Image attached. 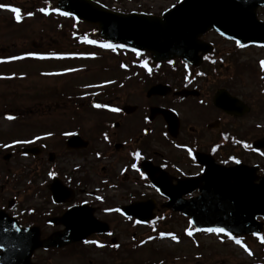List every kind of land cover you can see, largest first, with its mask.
<instances>
[{
	"label": "flooded vegetation",
	"instance_id": "obj_1",
	"mask_svg": "<svg viewBox=\"0 0 264 264\" xmlns=\"http://www.w3.org/2000/svg\"><path fill=\"white\" fill-rule=\"evenodd\" d=\"M99 1L117 12L161 13L138 9L143 0ZM254 2L248 1L246 10ZM124 3L134 9H125ZM251 13L252 20L247 16L242 24L245 29L264 23V7L255 5ZM186 50L185 57L159 64L147 53L114 55L113 99L85 100V122L77 123L81 126L75 130L66 128L68 119L39 115L34 138H23L29 143L1 153L2 160L5 155L18 158L14 169L0 165V213L14 217L21 227L36 228L40 241L66 229L84 230L91 221L102 223L97 224L101 228L106 224L109 236L121 231L124 219L115 210L133 202L152 201L155 220L183 218L164 208L167 199L152 186L144 168H159L171 185L200 176L204 168H255L251 178L257 185L264 177V44L207 30ZM143 62L150 73L141 68ZM155 85L164 86L165 93L150 95ZM94 103L107 107L96 109ZM112 107L120 111H108ZM75 134L81 140L76 149H69L66 140ZM135 152L142 159H136ZM189 193L181 199L198 195L196 190ZM257 221L264 239V222ZM255 238L246 237L261 244ZM74 247H85V240L38 253L58 254ZM101 248L113 250L116 243Z\"/></svg>",
	"mask_w": 264,
	"mask_h": 264
},
{
	"label": "rangeland",
	"instance_id": "obj_2",
	"mask_svg": "<svg viewBox=\"0 0 264 264\" xmlns=\"http://www.w3.org/2000/svg\"><path fill=\"white\" fill-rule=\"evenodd\" d=\"M175 1L148 0L146 3L143 0L137 8L160 12ZM55 2L0 0V5L21 10V19L17 22L13 13L0 8V133L8 134L10 140L33 136L34 128L38 129L35 118L49 111L53 120L68 119L71 126L66 128L69 130L81 126L74 121L85 122V100L96 99L103 88L109 92L108 99H113L114 58L110 52L93 51L82 42L87 37H94L88 25L74 23L71 18H42L40 9H50ZM124 6L127 10L134 9L128 3ZM38 52L76 55L69 61H43L28 55ZM85 54L90 56L88 60H85ZM103 67L110 72L102 71ZM88 93L93 94L86 97ZM101 99L108 100L103 96ZM22 112L24 117H17ZM9 116L13 119H7ZM20 125L24 127L21 129L24 135L19 132ZM48 125L55 126L53 123ZM1 138L0 143L9 140ZM11 144L15 146L17 143ZM1 153L4 152L0 150V165L14 169L18 155L7 162L2 160L4 154ZM120 223L121 231L117 229L114 235L91 238L85 247H74L68 252L36 253L33 261L38 264H260L264 252V244L248 241L245 237L242 243L248 252L221 234L192 232V236H188L187 231H193L189 222L174 216L164 217L145 227ZM162 232L166 234L163 238L160 236ZM167 233L175 235L177 240H172ZM108 242L109 245L115 242L116 248L120 247L101 250V246Z\"/></svg>",
	"mask_w": 264,
	"mask_h": 264
},
{
	"label": "water",
	"instance_id": "obj_3",
	"mask_svg": "<svg viewBox=\"0 0 264 264\" xmlns=\"http://www.w3.org/2000/svg\"><path fill=\"white\" fill-rule=\"evenodd\" d=\"M248 1L182 0L161 17L115 14L90 0H58L57 8L80 21L96 24L101 38L137 51H147L153 61L161 62L183 57L187 53V45L193 43L196 35L209 29L217 30L226 37L244 36L248 41L264 42V25L247 29L242 25L248 20L247 16L252 20L251 10L257 4L264 5V0H251L254 4L246 10ZM159 88H153L150 93H160ZM77 139L76 136L70 139L68 146L76 147ZM149 174L152 182L165 191L162 180L155 178L151 171ZM252 174L246 168H206L196 186L194 181H190L179 183L177 187H198L201 192L198 198L183 202L171 197L166 205L188 216L195 229L223 227L233 234L252 232L251 224L255 216L264 217V179L259 185H253ZM143 206L132 205L123 208V212L136 215L141 222H145L152 218V214ZM13 224L16 225L14 220L0 215V264H32L30 258L36 249L59 246L55 242L57 237L40 243L34 229L17 232ZM91 232H85V237ZM61 237L67 238L69 243L82 239V236L72 235L70 231Z\"/></svg>",
	"mask_w": 264,
	"mask_h": 264
},
{
	"label": "snow or ice",
	"instance_id": "obj_4",
	"mask_svg": "<svg viewBox=\"0 0 264 264\" xmlns=\"http://www.w3.org/2000/svg\"><path fill=\"white\" fill-rule=\"evenodd\" d=\"M0 8H4L6 9L7 11L11 12L14 14V19L17 21V22H20V19H21V10L17 7H13V6H10V5H0ZM40 11H42L44 13V15H49V9L48 8H42L40 9ZM52 12H58L59 15H62V16H69L70 13L69 12H60L58 9H51ZM27 15L31 16L32 13H28ZM84 42L87 43V44H96L97 41L95 40H91V39H87L85 38L84 39ZM237 44L239 45V41H237ZM101 48H107V49H112V50H115V47L113 44L111 43H102L99 45ZM120 47H123L122 45ZM135 51V50H133ZM137 55H140L139 52L136 53ZM29 56H33L34 58L36 59H46L48 57L46 56H43V55H38V54H35V53H29L28 54ZM24 57H12L11 59H23ZM205 59H207V57H205ZM169 63H172V61H169ZM260 65H261V69L264 70V61H261L260 62ZM123 67V65H121ZM141 67L147 69L150 73V69H148V65L146 62H143L141 64ZM199 75V74H198ZM93 108H96V109H101V108H106L107 105H104V104H100V103H94L92 105ZM108 111H111V112H119L120 109L118 108H108ZM7 119L11 120L13 119L12 116H9L7 117ZM105 139H107V137H105ZM16 143H29V141H17ZM3 147L5 148H9L11 147V145H8V144H5ZM189 154L191 155V151L189 150ZM133 156L136 158V159H142L141 155L139 152H135L133 153ZM239 161H237L238 163ZM131 167L133 169H135L137 172H140V169L137 167V165L135 163H133L131 165ZM50 175H54V173H50ZM141 177L143 178L144 177V174L141 172L140 173ZM157 191H159V189H156ZM97 199L99 200L100 197L98 196ZM115 211L119 212L120 210L119 209H116ZM128 219H131V217H128ZM137 223H140V221H137ZM189 223L191 224L192 221H189ZM12 227L17 231L19 232L20 231V228L17 227L15 224L12 225ZM7 229H5L6 231ZM197 231H203V232H206V233H214V234H223L228 240L230 241H234V243L236 245H239L245 252H248V249L245 247V245L242 243L241 239L233 236L230 232H228L225 228L223 227H208V228H204V229H197ZM192 231L191 230H188L187 231V235L188 236H192ZM166 234L165 233H160V236L163 238ZM167 235H170L171 236V239L172 240H177V237L175 235H171V234H167ZM254 235H256L254 233ZM151 239V237L149 238ZM87 243V242H86ZM91 243L95 244L96 242L95 241H92ZM261 243L264 244V239H261ZM249 254H251L249 252Z\"/></svg>",
	"mask_w": 264,
	"mask_h": 264
}]
</instances>
